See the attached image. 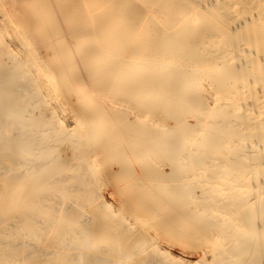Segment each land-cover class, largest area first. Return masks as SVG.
<instances>
[{
	"label": "bare ground",
	"instance_id": "1",
	"mask_svg": "<svg viewBox=\"0 0 264 264\" xmlns=\"http://www.w3.org/2000/svg\"><path fill=\"white\" fill-rule=\"evenodd\" d=\"M124 1L127 2V0ZM124 1H122L121 3L124 4ZM256 1L254 0V2ZM140 2L143 1L141 0ZM245 2L247 5L248 2L247 1ZM157 3H158L157 0H153L149 5H151V7H155ZM208 7L210 6L208 5ZM157 8L158 7H156V9ZM232 9H234V7ZM221 10L223 11V9ZM49 11H52L50 15H48ZM128 11L130 15H126V16L129 17L130 22L127 23L126 27H124L122 32H119L118 34H114L112 31L109 32L106 31V29H109L111 27V24L113 23L111 11L101 12L95 9L94 7H91L90 0H0V87L2 88L3 86L5 88H8L10 90V91L8 90V92L12 93V90H14L15 86L7 84L6 80L8 77L13 76L16 81V88H18L17 90L21 91V95L19 97H14L11 99L6 97L0 98V120L2 119L6 120L7 118H12L10 120H18V121H10L8 123L9 125L7 128H0V168L2 167L0 170L1 171L0 178H2L1 180L4 181L3 186L0 187V200L4 199L2 202L0 201V215L1 213L3 214V212L6 211H10L13 213L16 212V210L17 212H19L18 210L21 211L24 209L28 211L26 213L27 215L25 216H16V215H12L13 214L12 213L7 216V218H9L8 220H4L2 219V217L0 218V226L4 223L7 225V227H4L5 228L4 231H0V264H57L55 260L49 259L48 253H50V251L46 249H42L38 245L30 246V248L28 247L22 250L18 248L17 244L14 245L13 242L15 241H12V236H14L15 233H17V235L21 234L23 237L31 239L33 241L35 240L37 242L47 239L50 232H56L58 237L55 236L57 237L56 240L51 242L49 241V249H51L53 252L61 251L60 254L63 255V257H61V261L63 262V264L83 263L81 261L84 260V258H87L88 264H103L104 261H107L105 258H103L107 256L106 255L107 253L105 254L106 256H101L92 253L88 254V251L91 252L93 247L97 244V238H95L96 232H98V230L100 231L106 229L109 230V228H107L108 226L104 224V221L101 224L102 226L100 225V228H98V226L95 228V224L92 225V223L89 222L88 225L83 224L84 221H80L76 219L75 217H73V215H70L68 217H62V216L59 217L57 216V213H53V211L55 212V209L52 208L53 206L50 207L49 205L44 204L43 201L44 200L53 201L54 195L57 196V198L62 195L69 197L70 195L72 196L74 193L76 194V192H85L89 200L94 199V197L99 198L100 191H102L101 182L108 179L106 178L108 176H106L107 174H105L101 179L97 175L98 176L97 178L92 179L90 175L86 173V171H89L91 169V167L89 168L88 166V163H90V161L88 160V158L85 159L83 155L84 152L77 153L76 150L80 145L81 146L87 145L88 148L87 153L89 152V154H92V156L94 157L93 161H98L97 159L101 157V155L106 153L110 149V147H113L114 145L113 141H115L116 139H121L122 141L125 142V143L123 142L124 144L120 146L118 152L116 153V156H118V158L121 160V163L118 165V169L120 171L129 173L132 176L133 180L136 182V183L134 182L131 183L130 185L131 191L128 194L126 200L122 201V206L124 207V209L121 213V219L124 216H126L128 212H131L136 208L133 207L134 208L133 209L130 205L135 206V203L132 202L138 200L144 206L145 211L143 215L134 216L133 220L135 223H138V226L136 227H139L140 229L139 231L142 234V237L145 238L150 237L152 239L153 235L149 234L148 232L153 231L155 234H159V232L165 230L164 228H178L181 223L182 224L185 223V220L187 219L189 220L194 212H197L199 214L198 215L199 217L207 218L209 220V222L211 223L210 226L218 229L217 230L219 231L218 236H220L224 240V243L218 252L212 253L211 257L209 258L207 257L208 259H206L205 261H201L200 258L201 259L205 258L204 256H205L206 247L197 246L195 247L196 248L195 249L194 247L191 246L192 248H194V250L199 251L202 255H200V258L196 259L195 261L185 262V263L183 262V263L184 264H244V263H239L236 260L237 256H239L240 253L236 247L240 245V242L242 241V237L245 238L247 233L242 232L240 235L236 236V238L233 239H229V235L225 236L223 234L227 232L231 233L232 231L236 230V228H240L239 225L243 220L246 211H244V209H239L235 207L227 208L226 204H225L226 206L223 205L222 200L226 199L228 195L233 193H235L236 196L243 195V198L241 199H243L242 203L245 204V206L255 204L256 201L264 199V181L257 183V185L251 186L248 183L250 180L247 182V179L246 180L244 179V176L246 174L245 172L252 173V171L255 170V168L264 165V163L261 162V158L260 160H252L251 157L247 156L249 155L248 154L249 152L245 153V151H243L241 153H238L234 159L235 160L237 159L236 161H239L240 159L242 160L244 159L248 162L247 165L244 166L238 165L239 167L235 166L236 167L235 168L236 171H234L235 174L232 173V175H229V173L226 174V172L222 174V172L219 171L216 173L217 175L209 176L210 180L207 179L205 164L210 165L213 164L212 161H215L214 163L216 165H220L223 168L228 166L229 169L231 168L229 163L226 162L227 161L226 158L227 157L230 158L229 156L226 157V153L229 151V148H227L228 147L227 143L228 142L230 143V141H228L229 137L223 136L221 138L222 133L219 131L217 133V135L219 136L218 138L219 141H216L214 140V138L209 137L207 138L205 143L202 142L200 144H193L194 141L192 137L186 138L183 136L174 135L169 138H163L162 137L163 133L160 132L159 135L162 138L154 137L151 139L152 141H150L152 142V144L155 143L159 144V147L157 148V150H159L158 151L159 153H155L154 156L150 157L151 159L146 163H141L138 160L135 151H137L136 144H139V142H137V139L132 138V134H131L132 130L130 128L122 127L121 122H128L132 120H148L151 122L152 128H157L160 131L173 129L169 127L167 124L163 125L162 120L186 119L184 114L187 113L180 114L178 112L181 105L184 104L181 103L180 101L183 98V92L189 90L193 82L203 81L205 78L204 75H206L205 73L207 71L203 70L202 68V66L206 64V62L204 61L205 59H202V57L199 55L200 52L198 47L194 48L191 51H182L181 47L183 43L181 41H176L173 43L165 42L166 41L164 39L165 33L163 32L158 33V35L156 36L157 40L154 38V40L149 41V44H147L146 43L148 42V38H147L148 36H146L147 34H139V28H142L143 24L140 21L141 19L138 14V9L128 8ZM229 14L230 13H228V15ZM73 16H76L77 18L80 16H85V19L81 17V19L77 21L74 30L70 33L67 31L66 21L67 18ZM92 17L96 18L97 25L92 30H89L88 33L86 32L85 36H87V34H88L87 37H91L92 35L95 37L102 36L103 38H105L104 42L102 46L96 49H90L84 54H80L79 52L74 53L75 52L74 47L76 46L74 41L76 40V38L80 36H84V34H82V31L86 27L85 20L89 18L91 19ZM193 17L195 18V16ZM53 20H56L58 25L53 30H50L48 27L49 22ZM243 22L244 23L246 22L245 19ZM154 24H153V28L158 25V24L155 25ZM159 26L160 25H158V27ZM236 26H240V25H238L237 23ZM240 27H238V29ZM177 30L179 31V29ZM232 33L234 32L232 31ZM114 35L116 36V38L120 39L118 40V42H112ZM62 38L67 40L68 47L72 50L74 54L73 59H75V61H78L79 63L77 64L79 65L80 73L79 75L73 78L66 76L67 74L65 70L70 66L64 64L63 62L64 61L63 59L66 57V55L63 53L64 50L60 51L59 48L57 47V39H62ZM126 39L127 41H125ZM123 40L125 42L120 44ZM46 49H52L53 54H51V56L46 55ZM223 50L224 49H222L221 52H223ZM91 51L95 52L94 54H98V55L90 54ZM113 51L114 52L121 51L120 53L122 54L117 53L115 57L123 59V62H118L117 60L115 61V59L113 58L109 59L110 53L112 54ZM230 51L232 50H229V53ZM240 51H243V48ZM209 52L210 51H208V53ZM218 55L219 54H217L216 57H218ZM229 55L230 54H228V56ZM141 58L142 61L139 62L138 60H140ZM92 59L95 60L105 59L104 60L105 68L113 71H116V68L117 69L118 67L120 68L124 63L128 65V62L133 60L132 62L138 63L141 70H137L134 73L132 72L130 76L134 77V80H139L140 87H138V89L136 88L132 89L130 86H125L120 89H117L116 91L114 90L113 87L110 88L109 87L110 80H112V78L114 77L113 75L116 72H112L109 75L111 77L106 76V78L101 79L96 84V87L94 85H91L90 83L91 71L85 73L86 69L88 68H87V64H83V63L87 62L88 60H89L88 63H90ZM151 66L157 69L158 71L162 70L163 68H168V70L165 74L163 73V75H159L157 71L155 73L156 75L153 74V76L152 75L148 76L143 72V70H147V68H150ZM237 68L238 67H236V69ZM121 69L123 68L121 67ZM200 69H202L203 72L200 71ZM17 70H23L25 72V77L23 79L21 78L23 75L17 76L18 74L17 75L14 74L15 71ZM163 78H165V80L174 79L173 80L174 82L169 86L168 89L162 90L161 88V85L165 81ZM225 79H226L225 77H222L219 79V82ZM232 81L234 82V80ZM237 82H239V80ZM61 84L64 86H62ZM61 88H63L64 89L63 92H65L64 97L63 94L61 93L62 99L60 98ZM1 91L3 92L7 90L0 89V93ZM112 94L115 96L113 100H111L110 98ZM141 94L142 95L144 94L143 97L140 96ZM151 94H153V96L156 94H160V97L165 102H168L170 100H175L174 103H176V105H174V103L172 104V107H174L175 109L171 110V105L169 104L166 103L162 104V102H158V101L153 102L150 99H147V97L148 98L150 97L148 95ZM232 94H237V96L236 97L232 96L231 98L228 97L226 98V100L232 101L234 103V106L237 107V102L242 101V98H240L242 95L239 96L237 91L232 92ZM204 98L196 99L193 102L202 103L204 102ZM91 100H92V104H90L89 107H84L81 104L83 102L89 104ZM251 100H254L252 103L253 105H255L256 102L258 101V99L256 98H253ZM52 101H60L61 109L67 107L68 108L67 110L73 109L76 111L75 115H72L73 116L72 124L74 125V127L72 126L71 131L65 128L64 125L65 123L57 122L59 118L58 110L56 109L57 105L56 107H54L51 104ZM23 102H28V106L24 107V105H22L21 107L20 104H22ZM39 104H40L39 106L40 109L37 112V115H39L40 118L31 119L33 120V123L25 122V120L30 119L28 114L34 113L33 109ZM191 105L194 104L187 103L186 110L188 109V106ZM201 105L204 107L203 109H205V112H202L199 115L193 117H198L202 115L203 121L211 120L217 116L218 118H226V115H221V114L218 115L217 112L216 114L212 113L208 105L206 106L204 104ZM234 106H232L233 108L232 110H237V108ZM12 115H14V119ZM193 117H190V120ZM101 120H104V122H108L109 124H113V125H111L110 128L108 129V134L106 135V139L104 140V143L90 147L88 144L92 142L93 136L95 135L96 132H98V129H100L102 123ZM201 120L199 119V121ZM111 122H116V124ZM50 123H52L53 125ZM49 125H51L52 127L51 130L53 132L52 136L49 134L46 135L47 134L46 131L43 132L39 131L40 133H42L41 135L36 134L37 133L36 130L38 128L40 127L46 128ZM67 126L68 128L71 127L69 125ZM22 127H25L26 129V133H24L23 136L15 132L13 133V137H17L19 135L18 141L4 142L1 140L2 135L7 136L8 134H12V130L22 129ZM263 128H264L263 124H259V125L253 124L251 126L246 127L245 130L243 128L242 129L245 133H251L254 130H256L259 135L258 130L260 131V129ZM50 129L51 128H49V130ZM143 129H144L143 131L146 132L149 128L146 127ZM187 130L185 131V133H187V135L189 136V134L191 133H189V131L187 132ZM201 131L203 130H200V133ZM114 133H117L116 139L114 138V136H116L114 135ZM239 133H241V130ZM194 138L196 137L194 136ZM240 138H242V136H240L239 139ZM263 139L264 136L262 140ZM40 145L43 146L41 149L43 148L45 149L43 154H41L42 156L40 157V159H38L36 162H34L35 161L34 159L32 160L28 159L27 157L29 154V150L39 151L40 149H38L37 146L40 147ZM206 146L207 147L211 146V148L217 153H219L218 151H221L224 148H225L224 150L227 152L223 153V156L221 157H217V156L208 157L207 161H204V159L199 157V153L204 148H206ZM163 147L168 148V151L164 157L160 155V151L163 150ZM68 151L71 153V155L67 154ZM185 152L188 154V156L184 155ZM29 155L33 156L35 154L31 153ZM146 155L147 154L145 153V157ZM57 156H60L61 159L60 164L53 166L52 171L46 176H44V180L38 177V174H36L38 171L36 172L33 171L35 173L31 175H27L25 178L21 179L22 176L21 173L24 172L25 170L15 167L17 165H21V166L26 165L27 166L26 170H29V172L33 169V166L34 168H37V170L38 169L40 170L50 161V159H53L54 157ZM242 164L245 163L242 162ZM235 165H237V163ZM150 166L153 167V169H150L149 168ZM66 168L69 170L75 169L77 170L78 173L68 176L64 175L63 177H61V179H58L57 181H53L54 176H56L58 172L65 170ZM164 168H169L170 173L165 174V177H160V175L162 174L161 172L163 171ZM261 168L262 167L259 168V171ZM154 169H156L158 172L155 173ZM5 174H9L10 176L4 177ZM248 177L251 178V176ZM72 179L74 180V185H70ZM156 181L158 183H155ZM151 182H154L153 187L148 190H145L146 186L148 187L149 183ZM168 183L169 184L172 183V188H170V190L166 192V184ZM191 183L193 184L194 187L191 186L190 189L193 188V191L190 190L186 191V189H188V185ZM49 187L55 188L57 192L53 195L44 194L38 197L39 190L42 189L44 191L47 190ZM23 188L26 190V195L24 199L21 200L20 203L15 204L14 198L16 195L20 193V191ZM153 196H158L161 198V200H159L158 203L156 202L150 204V199ZM100 197L103 196L101 195ZM180 197H182V200L178 201L177 199H179ZM214 197L219 198V200L213 201L212 203H210V205L207 204L206 200ZM102 199H104V197L101 198V202L100 203L98 202V205L104 211L103 213H105L106 216H109V218H111L110 217L111 213L109 212L110 205L108 204H112V201L105 200V202L102 203ZM195 199L197 200L200 199V200L193 202L194 204L192 206L186 207V209L180 208L184 206L186 202H188V200H195ZM54 201L57 200L55 199ZM58 203H59L58 206H60L61 202ZM92 203L95 202L92 201ZM164 203L169 204V206H171V209L163 210L162 205ZM83 206L86 207V205L84 204ZM96 218L98 219V217ZM39 219L42 220V222L39 221L40 225L33 226V223L37 222ZM123 219H125L126 221L128 220L127 217H124ZM114 223H116V221ZM242 224H244V221ZM126 228L129 231V227H125V229ZM261 228H262L261 226H258L256 228V231L259 232ZM202 230L204 235L207 234V232H209L208 228L207 231L205 230V228H203ZM116 232H118V229ZM198 236H199L198 234L195 235V237ZM40 238L43 239L39 240ZM76 239L77 241H75ZM174 241L175 239L169 240L168 242L165 243V246H161V248L165 247V249L161 251H165V253L168 254V256H170V258L173 260H175L177 257L176 255H173L172 252H170L171 247H174L173 245H175L173 243ZM128 242L132 245L134 241L128 240ZM135 243L136 242H134V244ZM135 245H137V243ZM257 245L264 247L262 241L259 240V242L252 245L253 247L251 248L254 249L257 247ZM139 246L141 247V245ZM150 246H149L150 248L147 249H150V252L154 251L156 245L155 246L150 245ZM157 247L159 248L158 245ZM101 248H103V246ZM175 248H177V246H175ZM142 249L143 248H141V250ZM63 250L64 251L66 250L67 252L71 251L72 254L62 252ZM121 252L123 251L121 250L120 254ZM177 254L180 255L179 253ZM149 256H151V254H149ZM122 258L126 259L127 257L123 256ZM179 258L181 260L183 259L180 256ZM165 259L167 258L166 257L164 258L163 256L161 257V255H159L151 258V261L153 262V264H156L158 262L159 263L164 262ZM110 260H108V262ZM177 260L179 259L177 258ZM149 261L150 260H146L141 264L151 263ZM166 262H168V260ZM112 263L124 264L123 260L122 259L120 260L118 258L114 259Z\"/></svg>",
	"mask_w": 264,
	"mask_h": 264
},
{
	"label": "rangeland",
	"instance_id": "2",
	"mask_svg": "<svg viewBox=\"0 0 264 264\" xmlns=\"http://www.w3.org/2000/svg\"><path fill=\"white\" fill-rule=\"evenodd\" d=\"M122 1H124V0H90V6L91 7H94L95 9H97L101 12L111 11L113 23L111 24V27L109 29H106V31H108V32L112 31L114 34H118L119 32H122L124 27H126L127 23L130 22L129 17L126 16V15H130L128 8L129 9L130 8L131 9L132 8L138 9V14H139L140 19H141L140 21L143 24V27L139 28V34H147L146 35V36H148L147 37L148 42H146L147 44H149V41L154 40V38L157 40L156 36L158 35V33L163 32V33H165V38H164L166 40L165 42L173 43L176 41H181L183 43L182 47H181L182 51H191L194 48L198 47L199 52H200L199 55L202 57V59H205L204 61L206 62V64H204L202 66V68H203V70L207 71L205 73L206 75H204V77H205L203 80L204 82L203 81H201V82L195 81V82H193V84L189 88V90L184 89L186 91L183 92V98H182V100H180L181 103H184V104L181 105L178 112L180 114L187 113V114H184L186 119L162 120L163 125L167 124L169 127L173 128V129L160 131L157 128H152V124L148 120H132V121H128V122H121L122 124L120 123L122 125V127L130 128L132 130V133H131L132 138L137 139V142H139V144H136V146H137L136 150L137 151H135L138 160L141 163H146L151 159L150 157L154 156L155 153H159L158 152L159 150H157V148L159 147V144L158 143L152 144V142H150V141H152L151 139L154 137L155 138H162V137L163 138H169V137H172L174 135L175 136L179 135V136H183L186 138L192 137L193 141H194L193 144H200L202 142L205 143V141L209 137L214 138V140H216V141H219V139H218L219 136L217 135V133L219 131L222 133L221 138L223 136L229 137L228 141H230V143L229 142L227 143L228 144L227 148H229V151L228 152L225 151L224 150L225 148H224L223 150L218 151L219 153H217L211 148V146H209V147L206 146V148H204L202 151H200V153H202V154L199 153V157L204 159V161H207L208 157H216V156L221 157V156H223V153L227 152L226 157L229 156L230 158L227 157L226 162L229 163L231 168L229 169V166L223 168L220 165H216L214 163L215 161H212L213 164H210V165L205 164L207 179H209L210 178L209 176H211V175L212 176L217 175L216 173L219 171H221L222 174L224 172H226V174L229 173V175H232V173H234V171H236L235 166L247 165L248 162L244 159L243 160L240 159L242 161H240L239 159H238L239 161H236L237 159L236 160L234 159L238 153H241L243 151H245V153L249 152L248 153L249 155H247V156L251 157L252 160H260V158H261V162L264 163V158H263L264 157V146H263L264 142H261V141H264V139L262 140V138L264 136V128L260 129V131L258 130L259 135H258L256 130H254L251 133H245L243 131V129L245 130L246 127L251 126L253 124L254 125L263 124V126H264V121H263L264 120V86H263L264 85V26H263L264 25V20H263V18H264V5H263L264 0H257L258 3L256 0H255L256 2H254V0H249L250 2L252 1L251 3L248 0H157L158 3L155 5V7H151V5H149L153 0H142L143 2H140L141 0H127V2L124 1V4L121 3ZM245 1L248 2L247 5H246ZM178 3H180V4H178ZM249 3H250V5H249ZM255 3H256V5H255ZM147 4L149 7L147 6ZM138 5H139V7H141V6L142 7L139 8ZM161 5H162V7H161ZM208 5L210 7H208ZM156 7H158V8L156 9ZM159 7H161V8H159ZM233 7H234V9H232ZM220 8L223 9V11ZM230 10L232 11V13ZM152 11L155 13H153ZM233 11H235V12H233ZM51 13H52V11H49L48 15H50ZM228 13H230V14L228 15ZM192 15L195 16V18ZM250 16L252 19L255 20V22H254V20H252L250 18ZM81 17L83 19H85V16H80L78 18L76 16H73V17L67 18L66 26H67L68 32L71 33L74 30V28L76 27L77 21L79 19H81ZM244 19L246 21L245 23L243 22ZM256 21L257 22L259 21V22L257 23ZM260 21H262V22H260ZM240 22H241V24H240ZM85 23H86V27L82 31V34H84V36H80V37L76 38V40L74 41L76 44V46L74 47V51H75L74 53L79 52L80 54H84L85 52H87L90 49H96V48L102 46V44L104 42L105 38H103L102 36L95 37L92 35L91 37H87L88 34H87V36H85L86 32L88 33L89 30H92L97 25L96 18L95 17H92L91 19L89 18V19L85 20ZM154 23L158 24L160 26L158 27V25H157L156 27L153 28ZM237 23L242 28L240 26H236ZM57 25H58L57 21L53 20V21L49 22L48 27L50 30H53ZM260 26L263 28H261ZM235 27H237V28H235ZM238 27H240L241 29L240 28L238 29ZM177 29H179V31ZM161 30H163V31H161ZM232 31L234 33H232ZM212 35H214V36H212ZM114 37H113L112 42H118V40H120V39L116 38L115 35H114ZM215 38H217L218 40ZM216 40H217V42H216ZM125 41H127V39ZM125 41L123 40L120 44H122ZM217 43H219V44H217ZM57 47L59 48L60 51L64 50L63 53L66 55V57L65 58L63 57L64 58L63 62H64V64L70 66L65 70L66 74H67L66 76L73 78V77L79 75V73H80V68L78 65L79 63H78V61H75V59H73L74 54H73L72 50L68 47L67 40L64 38L57 39ZM242 48H243L244 52L240 51V50H242ZM222 49H224L223 52H221ZM229 50H232V51H230V53H229ZM52 51H53L52 49H46V55L51 56V54H53ZM208 51H210V52L208 53ZM225 51H227V52H225ZM120 52L121 51H115V52L113 51L112 54L110 53L109 59L113 58V59H115V61L117 60L118 62H123V59L115 57V55L117 53L122 54ZM233 52H236L237 54L233 53ZM245 52H247L248 54ZM94 53L95 52L91 51L90 54L98 55V54H94ZM217 54H219L218 57H216ZM228 54H230V55L228 56ZM58 60H59V58H58ZM104 60L103 59H96V60L92 59V61L90 63H88L89 60L87 62L83 63V64H87V68H88V69H86L85 73H87L88 71H91L90 72L91 73V81H90L91 85H94L96 87V84L101 79L106 78V76L111 77L109 75L112 72H116V73H114V75H113L114 77L112 78V80H110V85H109L110 88L113 87L114 90L116 91L117 89H120V88L125 87V86H130L132 89L133 88L138 89V87H140L139 86L140 85L139 80H134V77L130 76V74H132V72L134 73L137 70H141L138 63L132 62L133 60H131L128 62V65L126 63H124L126 65L123 64L121 66L123 69H121V67L120 68L118 67V69L116 68V71H113V70H109V69L105 68ZM138 61L141 62L142 58ZM236 67H238V68L236 69ZM260 67H262V68H260ZM167 70H168V68H163L162 70L158 71L157 69H155L151 66L150 68H147V70H143V72L148 76H150V75L153 76V74H155L157 71H158L159 75H163V73L165 74L167 72ZM200 71H202V69H200ZM16 72H18V73H16ZM237 72H238V75H237ZM14 74H16V75L18 74L17 76L23 75L21 77L22 79L25 77V72L23 70H17V71H15ZM236 76H238V77H236ZM222 77H225L227 80L225 79V80L219 82V79ZM163 79L165 80V78H163ZM173 80L174 79L165 80L164 83L161 85L162 90L168 89L169 86L174 82ZM232 80H234V82ZM238 80H239V82H237ZM6 81H7V84L15 86L14 90H12V93H10V92H8V90H9L8 88H5L3 86H2V88L0 87V89L7 90V91H3V92L1 91L0 98L6 97V98L11 99L14 97H19L21 95V91L17 90L18 88H16V81H15L14 77L10 76L7 78ZM242 82H244V83H242ZM62 86H64V85H62ZM206 86H207V88H206ZM104 87H106V86H104ZM63 90H64L63 88H61V90H60V98L61 99H62V94H63V97L65 96V94H64L65 92H63ZM234 91H237L239 96L242 95L240 97V98H242V101L237 102V107L234 106V103L232 101L226 100V98H228V97L231 98L232 96H235V97L237 96V94H232V92H234ZM143 95L141 94L140 96L143 97ZM148 96H150V97L149 98L147 97V99H150L153 102L158 101V102H162V104L166 103V104L171 105V110L175 109L174 107H172V104L175 102V100H170L168 102H165L160 97V94H156L154 96H153V94H151ZM204 96H205V98L207 97L209 100L207 98H206L207 99L206 100L204 98ZM114 97L115 96L112 94L110 96L111 100H113ZM252 97L258 99V101L256 102L255 105L252 104L254 101V100H251V99H253ZM199 98H204V102H202V103L193 102L194 100L199 99ZM187 103H192L194 105L188 106V109L186 110V104ZM51 104L54 107H56V105H57L56 109L58 110V117H59L57 122L65 123L64 124L65 128H67L71 131L72 126L74 127V125L72 124V122H73V118H72L73 116L72 115H75L76 111L73 109L67 110L68 109L67 107L64 108L66 110H64L63 108L61 109L60 101H52ZM81 104L84 107H89L90 104H92V100L90 101L89 104L86 102H83ZM201 104H204L205 106L208 105L209 109L214 114H216V112H217L218 115L219 114L226 115V118H218V116H217L211 120H204L203 121L202 115L198 116V117H193V116L199 115L202 112H205V109H203L204 107ZM20 105H21V107H22V105H24V107L28 106V102H23ZM174 105H176V103H174ZM39 106H40V104L33 109L34 113L28 114L30 119L25 120V122L33 123V120H31V119L40 118V116L37 115V112L40 109ZM232 106L236 107L237 110H232L233 109ZM259 107H261V108H259ZM156 108H157V106H156ZM60 110H63V111H60ZM254 114H255V116H254ZM14 115H15V113H14ZM14 115H12L13 119H14ZM68 115H70V116H68ZM69 117H70V120H69ZM190 117H193V118H191V120H190ZM10 119H12V118H7L6 120H3V119L0 120V128H7L9 125L8 123L10 121H18V120H10ZM199 119L200 120L202 119V120L199 121ZM39 121H42V120H39ZM101 122L102 123H101L100 129H98V132L95 133L96 136L94 135L92 138V142H90L88 144L90 147L97 146L99 144L104 143V140L106 139V135L108 134V129L110 128L111 125H113V124H109L108 122H104V120H101ZM203 122H204V124H203ZM209 122H211V123H209ZM111 123L116 124V122H111ZM50 124H52V123H50ZM67 125H69L71 127L68 128ZM224 125H226V126H224ZM146 127H148L149 129L146 132H144L143 128H146ZM225 127H227V128H225ZM49 128H51V129L49 130ZM38 129L36 130L37 135H41L42 133H40V132H43V131H46V133H47L46 135H48V134L51 136L53 135V132L51 131L52 130L51 125L47 126L46 128L40 127ZM180 129H182V130H180ZM186 130H187V132L189 131V133H191V134H189V136L187 135V133H185ZM200 130H203V131H201V133H200ZM240 130H241V133H239ZM157 131H158V133H157ZM14 132L23 136L24 133H26V129H25V127H22V129L12 130V134H8L7 136L2 135L1 140L4 142L18 141L19 135L17 137H13ZM160 132L163 133L162 137L159 135ZM28 133H29V131H28ZM261 133H262V135H261ZM116 134L117 133H114V135H116ZM193 135L196 138H194ZM255 135H256V137H255ZM199 136H201V137H199ZM240 136H242V138L239 139ZM112 137H113V134H112ZM114 138L116 139L117 135L114 136ZM198 139H199V141H198ZM232 140H234V141H232ZM235 141L238 143V146H237V143ZM123 142L124 141H122L121 139H116L115 141H113V144H114L113 147H110V149L106 153L101 155V157H99L100 159L99 158L97 159L98 161H93L94 157L92 156V154H89V152L87 153V150H88L87 145H84V146L80 145L76 150L77 153L84 152L83 155H84L85 159L88 158V160L90 161V163H88V166H89V168L91 167V169L89 171H86V173L89 174L92 179L97 178L98 176H99V178L102 179V177L105 174H107L106 176H108V177H106V178H108L105 180L106 182L105 181L101 182V187H102L101 190L102 191H100L99 198L94 197V199L89 200V198L85 192H76V194L74 193L72 196L69 194L70 195L69 197L62 195V196H59L57 198V196L54 195L53 196L54 200L56 199L58 201L60 199L58 201V202H61L60 206H58L59 203L57 201H54V200H53L54 202L44 200L43 201L44 204H47L50 207L53 206L52 208L55 209V212L53 211V213H57V216H59V217L60 216L68 217L70 215H73V217H75L76 219H78L80 221H84L83 224H86V225H88L89 223H92V225L95 224V228L97 226H98V228H100V225L104 221V224L108 226L107 228H109V230H107V229L101 230V231L98 230V232H96V237H95V238H97V244L93 247L91 252L88 251V254L92 253V254H98L101 256L107 255L106 257H103L107 260V261H104L103 264H110V262H111V264H113L112 262L116 258H118L120 260L122 259L124 264H130V263L131 264L132 263L133 264H141V263L145 262L146 260H150L149 262H151V263H149V264H153V262L151 261V258H153L155 256H159V255H161V257L163 256L164 258L165 257L167 258V259H165L164 262H161L162 264H168V263L170 264V262H171V264L172 263L173 264H180V263L184 264L185 262L195 261L196 259L200 258V255H202V254L199 251L194 250V248L197 246L206 247L205 248V256H204L205 258L204 259L200 258L201 261H205L206 259L211 257L212 253L218 252L221 249V247L223 246L224 240L220 236H218V232H219V231H217L218 229L210 226L211 223L209 222V220L207 218L199 217L198 216L199 214L197 212H194L192 214V216L190 217V219L185 220V223H183V224L181 223L178 228H164L165 230H162L161 232H159V234H155L153 231L148 232L149 234H152L153 238H155V239H153V238L151 239L150 237L149 238L142 237V234L139 231L140 230L139 227H136V226H138V223L134 222L133 217L143 215V213L145 211L144 206L138 200L132 202V203H135V206L130 205L132 208L136 207L135 208L136 210L133 208L134 209L133 211L128 212V214L126 216H124V217H127L129 221L128 220L126 221L125 219H123L124 217L121 219V213L124 209V207L122 206V201L126 200V198L128 197V194L131 191V189H130L131 183L132 182L136 183L129 173L120 171L118 169V165L121 163V160L118 158V156H116V153L118 152L120 146L125 143V142L124 143ZM233 142H234V144H233ZM42 147H43L42 145H40V147L37 146V148L40 149L39 151L29 150V154L33 153L35 155L32 156V155L28 154L27 158L31 159V160L34 159L35 160L34 162H36L38 159H40V157L42 156L41 154H43V152L45 151L44 148L41 149ZM167 151H168V148L163 147V150L160 151V155L162 157H164L166 155ZM257 151H259V152H257ZM261 151H262V153H261ZM145 153L147 154L146 157H145ZM67 154L71 155V153L69 151L67 152ZM142 155H144V156H142ZM184 155L188 156V154L186 152L184 153ZM72 158H73V156H72ZM60 160H61L60 156L54 157L53 159H50V161L42 169L37 170V168H34V166H33V169L30 172H29V170H26V167H27L26 165L25 166L17 165L15 167L25 170L24 172L21 173V175H22L21 179L25 178L27 175H31V174L35 173L36 171H38L36 174H38V177H40L44 180V176H46L47 174H49L52 171L53 166L59 165ZM98 162H99V164H98ZM242 162L245 164H242ZM236 163H237V165H235ZM31 164H33V163H31ZM91 164H92V166H91ZM211 167H213V168H211ZM260 167H262L261 168L262 170L260 169V171H259ZM260 167L258 166L257 168H255V170H253V171L251 170L252 173L248 172L249 173L248 174L247 172H245L246 174L244 176V179L245 180L247 179V182L250 180L248 183L251 186L257 185V183L264 181V170H263L264 165H261ZM1 168H0V170H1ZM149 168L153 169V167H151V166ZM74 170H69L66 168L65 170L58 172V174L56 176H54L53 181H57L58 179H61V177H63L64 175L68 176V175H73V174L78 173L77 170H75V171ZM33 171H35V172H33ZM154 172L156 173L158 171L156 169H154ZM161 173L162 174L160 175V177H165V174L170 173L169 168H164ZM157 174H160V173H157ZM254 174H256V175H254ZM7 176H10V175L9 174L4 175V177H7ZM248 176H251L252 181H251V178ZM1 179L2 178H0V187H2L4 184L3 183L4 181ZM153 183L154 182L149 183L148 187L146 186L145 190L152 188ZM155 183H158V182L156 181ZM70 185H74L73 179L71 180ZM189 185H188V189H186V191H189V190L193 191V188L190 189L191 186L194 187L193 184L191 183ZM170 188H172V183L166 184V192H168L170 190ZM14 189H15V187H14ZM104 189H105V192H104ZM56 192L57 191L55 190V188H52V187L51 188L49 187L47 190H44V191L41 189L38 191V197H40L44 194H48V195L52 194L53 195ZM66 192H69V191H66ZM25 195H26V190L23 188L20 191V193L15 196L14 203L15 204L20 203L21 200L24 199ZM101 195L104 197V199H102V203L105 202V200H111L112 201V204H108V205H110L109 206L110 209L109 208L108 209H109V212L111 213V216H110L111 218H109V216H106L105 213H103L104 211L98 205V202L100 203L101 198H103V197H100ZM110 195H111V197H110ZM239 196L240 195L236 196V194L233 193V194L228 195L226 197V199L222 200L223 205L224 206L227 205L226 206L227 208L228 207H230V208L235 207V208H239V209H244V211H246L244 218L239 225L240 228H236V230L232 231L231 233L227 232L223 235H225V236L229 235V239H233V238H236V236L240 235L242 232H246L247 233L246 237L245 238L242 237V241L240 242V245H238L236 247L240 253H239V256H237V259L236 258L235 259L239 263H244V264H264V247L257 245L256 248H254V249L251 248V247H253L252 245L259 242V240H261L262 243L264 244V199L256 201L255 204L245 206V204L242 203L243 199H241V198H243V195H241L240 197ZM3 200L4 199H2L0 201L2 202ZM159 200H161L160 197L153 196L150 199V204L156 203V202L158 203ZM177 200L178 201L182 200V197H180ZM198 200H200V199H198ZM198 200L197 199L188 200V202H186V204L180 208L186 209V207L192 206L194 204L193 202H196ZM215 200H219V198H216V197L210 198V199L206 200V202H207V204L210 205V203H212ZM92 201L95 203H92ZM225 201L226 202L228 201V202L226 203ZM66 202H68V203H66ZM55 203L56 204L58 203V204L56 205ZM71 203H72V205H71ZM66 204H68V205H66ZM83 204L86 205V207L83 206ZM73 205H74V207H73ZM80 205H82V206H80ZM67 206L70 208H68ZM78 207H80V208H78ZM251 207H252V209H251ZM64 208H67V209H64ZM132 208H131V210H132ZM115 209H117V210H115ZM162 209L163 210L164 209L169 210V209H171V206H169V204H167V203H164L162 205ZM250 209H251V211H250ZM18 211L19 212H17V210H16V212H14L15 214L13 212H10V211L3 212V214L1 213L0 218L2 217V219L8 220L9 218H7V216L9 214L13 213L12 215L25 216V215H27L26 213L28 212L26 209L21 210V211L18 210ZM173 211H175V210H173ZM93 214L95 215V217ZM112 216L114 219L112 218ZM96 217H98V219ZM81 218H83V219H81ZM103 218H104V220H103ZM151 220H152V218H151ZM39 221L42 222V220L39 219L37 222L33 223V226L40 225ZM115 221H116V223H114ZM243 221H244V224H242ZM120 222H121V224H120ZM37 223H39V224H37ZM111 224H113V225H111ZM258 226L262 227L259 232L256 231V228ZM4 227H7V225L5 223L0 226V231H4V229H5ZM125 227H129L130 232L128 231L127 228L125 229ZM203 228H205L206 231L208 228V231H209L205 235L203 234V230H202ZM117 229H118V232H116ZM238 231H239V233H238ZM196 234H198L199 236L195 237ZM52 236H54V237H52ZM55 236L58 237L56 232H50L47 239H44L45 241L42 240V241L36 242L35 240L33 241L31 239L23 237L21 234L17 235V233H15L14 236H12V241H15V242H13L14 245L17 244L18 248H20L22 250H24L28 247L30 248V246L38 245L40 248L50 251V253H48L49 259L55 260L57 264H63V262L61 261V257H63V255L60 254L61 251L53 252L51 249H49V241L51 242V241L56 240L57 237H55ZM137 238H139L140 240ZM41 239H43V238H40L39 240H41ZM172 239H175V241L173 242L175 245H173L174 247H171L170 252H172L173 255L177 256L175 260L171 259L170 256H168V254L165 253V251H161V250L165 249V247L161 248V246H165V243L168 242L169 240H172ZM128 240L136 242L137 245H135L136 243L134 244V242L131 245L128 242ZM153 240L155 243L153 242ZM75 241H77V239ZM141 241H142V244H141ZM138 243H139V245H141V247L138 245ZM147 243H149V244H147ZM46 244H48V245H46ZM148 245L149 246L150 245H152V246L156 245L155 250L150 252V249H147V248H150L151 246L149 247ZM157 245L159 246V248L157 247ZM99 246H100V248H99ZM102 246H103L104 250H103V248H101ZM131 246H132V248H131ZM175 246H177V248H175ZM191 246L194 248H192ZM141 248H143V249L141 250ZM178 248H179V250H178ZM144 249H145V251H144ZM121 250L123 252H121V254H120ZM250 250H252V251H250ZM158 251H159V253H158ZM62 252L72 254L71 251L67 252L66 250L65 251L63 250ZM123 253H125L126 255ZM177 253H179L180 255H178ZM198 253H200V254H198ZM149 254H151V256H149ZM137 255H138V257H137ZM181 255H184V256H181ZM123 256H126L127 258L123 259L122 258ZM179 256L182 257L183 259L181 260L179 258ZM109 257L111 258V260ZM185 257H186V259H185ZM177 258L179 260H177ZM108 260H110V261L108 262ZM167 260H168V262H166ZM81 262H83V263H79V264H88L87 258H84V260H82ZM238 262H236V263H238ZM161 263L158 262L156 264H161ZM76 264H78V263H76Z\"/></svg>",
	"mask_w": 264,
	"mask_h": 264
}]
</instances>
